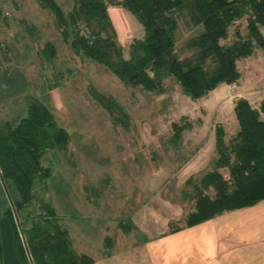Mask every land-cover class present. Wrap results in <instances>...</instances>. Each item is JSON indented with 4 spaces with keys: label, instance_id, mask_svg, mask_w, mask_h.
Here are the masks:
<instances>
[{
    "label": "rangeland",
    "instance_id": "rangeland-1",
    "mask_svg": "<svg viewBox=\"0 0 264 264\" xmlns=\"http://www.w3.org/2000/svg\"><path fill=\"white\" fill-rule=\"evenodd\" d=\"M56 1L72 8V0ZM109 13L127 56L144 28L123 7L111 5ZM53 19L37 0H0V121L15 125L33 94L69 131L72 162L47 152L43 163L51 176L38 184L37 195L52 201L79 251L92 264H231L233 256L232 264H249L252 254H264V202L171 231L194 209L189 179L212 169L216 128L224 127L227 139L239 130L236 99L253 106L264 99V50L257 46L238 61V83H222L202 98L192 99L173 79L157 94L128 87L105 66L75 57ZM233 31L224 43L234 40ZM48 41L57 47L52 63L38 55ZM56 82L57 88L48 87ZM90 86L125 108L128 129L90 96ZM174 123L191 128L176 140ZM8 205L1 186L0 216Z\"/></svg>",
    "mask_w": 264,
    "mask_h": 264
},
{
    "label": "trees",
    "instance_id": "trees-1",
    "mask_svg": "<svg viewBox=\"0 0 264 264\" xmlns=\"http://www.w3.org/2000/svg\"><path fill=\"white\" fill-rule=\"evenodd\" d=\"M37 2L53 14L56 29L75 57L105 66L128 87L157 94L165 92V80L173 79L192 99L202 98L222 83H238V61L257 46L264 50V0H72L69 11L56 0ZM111 5L130 11L144 28V36L129 43L127 56L109 13ZM197 27L202 30L194 34ZM232 28L234 40L224 43ZM38 55L52 63L55 43L46 42ZM89 93L116 124L129 128V114L116 98L94 86ZM26 106L15 125L0 121V185L9 202L0 219L9 218L16 254L25 264H92L94 259L79 251L52 201L37 195L38 184L52 171L43 157L53 150L71 161V135L41 98L29 94ZM235 112L239 130L227 139L224 127L216 128L212 169L200 180L189 179L194 209L184 225L171 231L264 200V99L253 106L239 97ZM173 126L176 140L191 128Z\"/></svg>",
    "mask_w": 264,
    "mask_h": 264
},
{
    "label": "water",
    "instance_id": "water-1",
    "mask_svg": "<svg viewBox=\"0 0 264 264\" xmlns=\"http://www.w3.org/2000/svg\"><path fill=\"white\" fill-rule=\"evenodd\" d=\"M0 235L3 248V264H25L16 254L14 230L9 218L6 216L0 219Z\"/></svg>",
    "mask_w": 264,
    "mask_h": 264
},
{
    "label": "crops",
    "instance_id": "crops-1",
    "mask_svg": "<svg viewBox=\"0 0 264 264\" xmlns=\"http://www.w3.org/2000/svg\"><path fill=\"white\" fill-rule=\"evenodd\" d=\"M0 190H1V185H0ZM261 202H264V200H262V201H260L259 203H261ZM259 203H257L256 205H258ZM256 205H254V206H256ZM254 206H250L251 208L252 207H254ZM250 207H246V208H250ZM236 210H238V209H236ZM231 211H235V210H231ZM226 212H229V211H226ZM226 212H224V213H226ZM223 213V214H224ZM223 214H221V215H223ZM221 215H219V216H221ZM219 216H217V217H219ZM217 217H215V218H217ZM215 218H213V219H210V220H207V221H211V220H214ZM203 223V222H202ZM201 223V224H202ZM234 256L229 260V262L232 264L233 263V261H234ZM236 263H239V262H241L240 260H238V261H235ZM247 262H249V264H264V254H262V253H259V254H257V255H254V254H252V256H251V259L249 260V261H247Z\"/></svg>",
    "mask_w": 264,
    "mask_h": 264
}]
</instances>
